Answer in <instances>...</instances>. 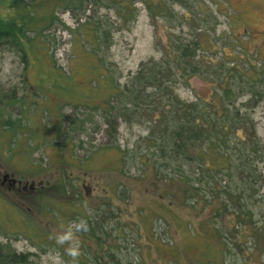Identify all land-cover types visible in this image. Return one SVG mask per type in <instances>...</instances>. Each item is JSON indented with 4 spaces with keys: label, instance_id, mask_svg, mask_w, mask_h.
I'll return each mask as SVG.
<instances>
[{
    "label": "trees",
    "instance_id": "1",
    "mask_svg": "<svg viewBox=\"0 0 264 264\" xmlns=\"http://www.w3.org/2000/svg\"><path fill=\"white\" fill-rule=\"evenodd\" d=\"M141 1L152 20H166L163 25L168 45L161 47L159 57L142 59L120 84L103 53L109 48L111 31L97 10L120 3L117 12L128 19L134 10L132 0H0V49L19 59L24 83H0V128L7 139V156L14 168L35 172L41 163L34 161V150L49 140L59 145L62 136L64 146L58 147L59 158L76 162L73 150L68 152L66 146L73 138L71 132L83 131L94 115L103 116L107 139L93 143L85 158L78 157L76 166L96 170V164L102 163L105 170L136 181L150 179L154 185L162 182L167 188L159 189L158 195L168 203L160 200L162 214L145 217L139 213V227L143 225L152 235L153 227H160L161 221L167 230L172 225L179 227L184 218L170 205L185 209L198 218L196 223L186 219L185 224L204 240L188 259L192 264H216L221 258L238 255L243 243L255 245L261 237L264 240V138L252 114L264 102V53L250 49L246 43L239 51L229 39L221 41V54L207 53L216 43H204L202 30L212 28L209 23L216 16L202 0ZM214 2L218 9L228 7L221 12L234 30L240 20L235 6L229 0ZM59 11H69L78 19L86 17L77 37V56L84 70H67L56 60L54 30L59 24L65 26ZM184 23L195 25L186 31L182 27L172 31ZM195 75L210 85L208 98L196 95L186 99L178 93V88L188 87L190 77ZM65 106H70L69 112ZM31 115L42 121H34ZM68 115L85 116L70 120ZM121 119L129 124L133 120L143 123L146 132L122 146L118 141ZM63 151H67L64 156ZM64 170L61 168L56 184H44L47 191L58 195L56 205L43 203L40 209L60 225L87 221L84 236L94 247L91 251V246L82 242L79 264H144L122 256L128 253L127 243H123L128 236L119 224L120 205L112 197L128 203L129 185L117 183L111 188L112 195L96 205L85 204L82 197L66 201L68 177L63 175ZM0 205L4 223L12 222L10 212L17 210L2 199ZM16 213L28 223L21 210ZM2 218L0 230H7L2 227ZM3 247L0 244V264H32L29 251H5ZM59 249L70 262L64 248ZM161 256L165 264H182L178 256L173 261L165 254Z\"/></svg>",
    "mask_w": 264,
    "mask_h": 264
},
{
    "label": "rangeland",
    "instance_id": "2",
    "mask_svg": "<svg viewBox=\"0 0 264 264\" xmlns=\"http://www.w3.org/2000/svg\"><path fill=\"white\" fill-rule=\"evenodd\" d=\"M132 1L131 7H134V10L128 19H124L117 12V7H119L120 3H116L115 6L110 8L100 7L97 10L99 15L105 18L111 31L109 48L103 53H105L108 64L120 84H123L130 74L136 70L142 59L159 57L161 47L165 44L168 45L167 29L163 25L166 20L162 17H156L152 20L143 1ZM202 1L212 9L216 16L215 19L211 18L210 20L209 24L212 28L208 26L202 30L204 34L201 39L204 43H216V47L207 49V53L211 55H214L213 53L215 52L221 54L220 43L228 39L236 44L235 48L239 51L242 48L241 44L246 43L250 49L264 53V0H229L236 8L235 13L240 14L239 23H236L234 30L230 29L229 19L221 12V10L228 11V7L226 8L222 5V9H218L214 2L215 0ZM173 5L178 11H183V8L178 3ZM96 14L93 13L94 16ZM58 15L64 21L66 27L59 24L54 30L56 42L53 43V46L56 60L67 70L70 67H72V70H76V68L84 70L81 65L82 59L77 56L80 52L78 48L80 43L77 37L80 35L78 27L80 28L81 21L86 17L83 15L78 19L69 11H59ZM188 18L197 22L191 16H188ZM173 23H177V20H174ZM194 25L190 23H184L182 26L176 25L172 31L178 32L181 27L186 31ZM245 29L250 32L246 33ZM22 67L19 59L12 52L0 49L1 85H23ZM178 93L182 98L186 99H193L196 95L208 98L210 85L195 75L190 77L188 87L180 86L178 88ZM70 109V106L64 107L67 112ZM252 114L257 122V130L264 138V102L258 105ZM13 116L19 115L14 114ZM68 116H70L68 118L70 120L73 117H77L79 120L85 115ZM31 118L36 122L42 121L37 115H31ZM51 120H53L52 117ZM106 126L107 123L104 122L103 116L94 115L93 120L86 122L83 131L78 129L71 132L73 138L66 144L69 148L68 152L73 150L74 159L76 157L75 160L77 161L78 157L80 159L85 158L87 149L93 143H99L107 139ZM145 132L143 123L133 120L129 124L127 120L121 119L118 141L122 146L131 144L138 135ZM61 137L58 141L60 142L59 145L53 140H49V142L40 144L34 150V161L41 164L35 172L28 173L21 171V168H17L19 169L18 171L13 167L9 156H7V139L0 128V199L12 205L17 211L21 210L29 223L25 220H20V216L15 210L10 212L12 216L10 220L12 222L4 223L2 218L4 217V212L0 205V217L2 218V225H4L2 227L7 228V230H0V244L4 246L5 251H29L32 264H45L44 257L51 252L53 255L59 254L66 264H70L62 257L60 246L58 247L55 241L49 238L51 234L61 231V225L50 214L40 209L43 203L56 205L57 202L54 199L58 195L47 191V188L58 182L61 168H64L63 175L68 177L66 180L68 193L63 198L66 201L72 200L73 196L74 198L82 197L85 204L89 202L96 205L103 201L102 199L105 197L108 198L112 195L111 188L117 183L129 185L130 199L128 203L119 201L116 196L112 197L114 202L120 205L121 210L117 211L120 216L119 224H122L121 227L125 229L124 232L128 236L127 240H124L126 242H123L127 243L128 253H122L123 258L126 256L133 257L134 260H139V262L141 260L144 264H165L164 260H161V255L165 254L172 261L178 256L182 264H192L188 257L192 256L195 251L194 248L204 244L203 236L198 233H192L189 225L185 224L184 220L186 219L197 222L198 218L192 213L185 209H177L176 206L171 204L170 206L174 210L180 212V215L184 218L182 219L184 223L179 227L175 225L176 229L172 225L169 228L170 230H167L163 221H161L162 225L160 227H153V235L144 229L143 225L140 228L138 224L139 213H142L145 217L157 215L158 213L162 214L159 204L160 200L164 203H168V200L158 194L159 189L167 188V186L162 182H156L154 185L150 179L136 181L134 178L122 175L117 171L105 170L101 167L102 163L96 164L97 169L95 170L93 167L89 169L76 166L77 161H62L59 158L60 152H58L60 144L64 146ZM65 153L63 151L61 155L64 156ZM46 183H49V185L45 186L44 184ZM41 188L42 190L38 192ZM116 220L118 221V219ZM12 230H19L22 233L12 232ZM23 233H27V235ZM79 236L82 242L88 243L91 246L90 249H93L94 243L90 239L85 238L84 232L79 233ZM241 248L238 255L231 254L225 259L221 258L216 264H264V240L262 237L259 243L255 245L250 242L243 243ZM48 264H52V261L49 260Z\"/></svg>",
    "mask_w": 264,
    "mask_h": 264
},
{
    "label": "clouds",
    "instance_id": "3",
    "mask_svg": "<svg viewBox=\"0 0 264 264\" xmlns=\"http://www.w3.org/2000/svg\"><path fill=\"white\" fill-rule=\"evenodd\" d=\"M87 230L86 220L69 221L67 225H61V231L51 234L49 238L54 240L56 245L64 248L66 255L71 258L70 264H79V258L83 255L79 233ZM49 260L52 264H66L59 254L53 255L51 252L44 257L45 264H48Z\"/></svg>",
    "mask_w": 264,
    "mask_h": 264
}]
</instances>
